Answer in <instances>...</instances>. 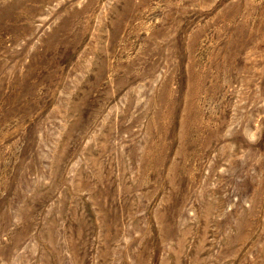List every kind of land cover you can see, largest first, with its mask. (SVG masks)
<instances>
[{
	"label": "rangeland",
	"instance_id": "obj_1",
	"mask_svg": "<svg viewBox=\"0 0 264 264\" xmlns=\"http://www.w3.org/2000/svg\"><path fill=\"white\" fill-rule=\"evenodd\" d=\"M0 264H264V0H0Z\"/></svg>",
	"mask_w": 264,
	"mask_h": 264
}]
</instances>
